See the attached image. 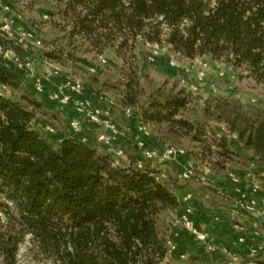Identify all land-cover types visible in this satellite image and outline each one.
Masks as SVG:
<instances>
[{"label": "trees", "instance_id": "16d2710c", "mask_svg": "<svg viewBox=\"0 0 264 264\" xmlns=\"http://www.w3.org/2000/svg\"><path fill=\"white\" fill-rule=\"evenodd\" d=\"M19 1L55 5L63 39L48 47V61L98 67L87 56L98 63L113 53L133 66L144 43L185 60L225 62L264 90V0ZM28 56L30 49L7 39L0 25V264H18L28 236L53 264H202L197 257L182 259L177 248L169 255L172 239L162 236L159 222L181 205L158 171L116 165L85 140L60 132L54 143L55 136L42 131V104L7 94L30 82L20 68ZM135 85L138 79L128 82L130 90ZM126 96L124 109L137 112L133 124L203 143L205 132L183 118L192 102L185 89L159 92L140 111L137 93ZM211 115L237 136L239 151L264 165L262 109L226 98L215 100ZM155 142L150 137L148 147ZM215 144L225 160L215 166L225 171L234 151L223 139Z\"/></svg>", "mask_w": 264, "mask_h": 264}, {"label": "rangeland", "instance_id": "374dc122", "mask_svg": "<svg viewBox=\"0 0 264 264\" xmlns=\"http://www.w3.org/2000/svg\"><path fill=\"white\" fill-rule=\"evenodd\" d=\"M12 4L14 5L15 14L21 13L24 17L22 25L27 29L35 30L37 36L45 45V49L30 48V57L34 59L36 67L35 74L43 78L45 92L42 95L35 93L32 79L29 78L30 82L24 88L19 91L7 89V94L18 99L26 95L33 97V99L42 104L38 116L41 121L42 131L47 132L46 128H52L54 133L51 134L55 136L52 138L53 142L57 139L56 135H59L60 132V134L86 140L101 154L110 155L116 165L126 166L129 163H134L137 159L143 160L141 150L137 147L134 140V129L131 131L130 137L127 138V143L131 148L128 147L126 142L120 143L119 146H116L115 142L106 145L104 140L100 138L102 136L109 137V135L102 127L95 131L92 127L82 124V129L87 134L85 136L88 137H81L80 133H75L71 129V120L77 117L74 107H61L51 100L53 93L60 86L64 87L65 81L70 78L82 82L85 94L89 98L112 100L116 105L113 122L119 127H124L127 123H131L134 126L133 121L125 118L124 115L126 95H129L132 91L138 95L136 109L140 111L153 96L157 97L159 92L167 94L172 89L176 91L185 89L190 94L192 102L184 112L183 118L205 132L203 143L194 142L191 137H169L166 129L152 126L147 128L151 137L157 140L154 145L157 144L162 148V146L168 144L177 150L185 151L183 157L188 158L185 164L192 167L194 175L198 178L199 176L209 177L211 171L219 172L220 166L215 165L225 161L217 154L219 151L216 147L217 144H215L217 140H225L235 154L234 157L225 162L226 170L221 171L224 174L234 172L235 167L238 166L237 164L253 161L249 152L238 150L242 148L239 146L237 136L230 133L224 123L218 122L212 115L210 116L212 108L215 106V100L226 98L239 101L246 106L258 107L264 111L263 87L247 78L246 74L241 70L237 71L225 62L213 61L210 58L181 59L165 47L146 45L144 43H140L136 49V58L133 66H125L113 53H107L103 57L108 61L109 65L98 74L90 73V66H85L82 63L65 62L64 60L52 62L53 67L49 68L45 63L48 61L45 52L52 45L54 47L60 45L63 39V34L59 29L55 28L54 24V21H57L55 5L41 2L31 6L30 3L19 0H12ZM45 16L48 19H45ZM87 57L88 61H92L93 65L98 64L92 56ZM173 59L177 62L179 68L171 66ZM55 72H59V74H55ZM201 74H203V77L199 80ZM131 79H138V85H135L130 90L128 82ZM134 113L137 115L136 111ZM233 136H236V138H233ZM130 139L131 141H129ZM205 147L211 149L213 153H207ZM120 151H122L121 154L119 153ZM155 162L143 161L147 166L156 164ZM175 163L171 162L169 164L170 167ZM214 167L215 170H213ZM259 167L257 174L261 176L258 178L261 180L264 178V165L261 164ZM207 170H210V172L206 174ZM173 181L176 180L174 179ZM180 184L182 185V183ZM174 211L173 209L169 210L160 219V232L165 238L170 237V228L175 223ZM195 255L194 253L190 257H196ZM17 259L18 264H53L34 247L29 236L26 237L25 242L20 246Z\"/></svg>", "mask_w": 264, "mask_h": 264}, {"label": "crops", "instance_id": "0c3cea01", "mask_svg": "<svg viewBox=\"0 0 264 264\" xmlns=\"http://www.w3.org/2000/svg\"><path fill=\"white\" fill-rule=\"evenodd\" d=\"M82 124L95 131L99 128L86 120ZM116 127L124 136L117 138L114 144L119 146L120 143H127L134 126L127 123L124 127L116 124ZM106 131L109 136L112 135L111 131ZM80 135L88 137L83 129ZM156 146L153 144L152 148L162 151L163 146ZM187 160L177 155L171 161H154L157 166H145L161 174L181 205L180 210L174 211L175 223L169 231L173 245L182 250L185 257L195 253L202 264H230L235 259L238 260L235 264H247L253 258V251L257 253L253 258L256 264H264V178L259 180L261 176L257 174L261 164L257 160L246 161L237 164L235 171L229 174L211 171L209 177L198 178L193 175L189 180H184L186 169L192 168L185 164ZM139 161L137 159L135 164L129 163L126 166L133 165L139 169ZM171 162L176 163L170 167ZM208 172L210 170L206 174ZM255 186L259 187L258 192H254ZM188 195H192V198L186 203L184 198ZM187 205L192 208L191 219L196 228L207 233L209 241L215 245L214 252L208 251L207 246L180 222V214Z\"/></svg>", "mask_w": 264, "mask_h": 264}, {"label": "built area", "instance_id": "2783aa9c", "mask_svg": "<svg viewBox=\"0 0 264 264\" xmlns=\"http://www.w3.org/2000/svg\"><path fill=\"white\" fill-rule=\"evenodd\" d=\"M23 15L21 13L15 14L14 5L12 4V0H0V25L3 35L10 40H13L17 45L24 47L25 49H30L33 47H37L40 49H45V45L43 41L39 39L36 34V31L33 29H27L22 25ZM48 19L47 16L44 17ZM36 28V27H35ZM34 28V29H35ZM154 60V59H150ZM46 65L49 68H52V62L46 61ZM108 65V61L101 56L98 61V67H106ZM171 66L179 68L177 62L173 59L171 61ZM96 66H92L89 68V72L92 74L100 73V68ZM20 68H25L29 73V78L32 79V86L37 94H43L45 92L44 80L43 78L36 76V67L34 59L30 56L25 58L23 64H20ZM54 71V70H53ZM55 74H59V72H55ZM203 74L199 76V80H201ZM196 89V88H194ZM51 100L57 103L61 107L73 106L75 109L76 116L71 120L70 127L75 133H80L82 130V121L86 120L98 127H102L105 130L111 131L112 135L109 137H101V140H104L106 145H110L117 138L124 136V133H121L113 122V117L115 113L116 105L114 102L104 100L103 98L94 99L89 98L85 94L84 85L80 80H72L67 78L65 81V85L60 86V88L53 93ZM105 101V102H104ZM103 105V106H102ZM125 118L128 120L134 121L135 114L133 110L126 109L124 110ZM134 139L137 147L141 150L143 160L137 163V167L139 169L145 168L146 162H154V161H171L177 155L183 156L185 155V151L177 150L174 147L166 144L163 146L162 151H159L155 148L148 147V140L151 137V134L143 123L139 121H135L134 124ZM48 133H54V130L50 127L46 128ZM236 138V136H233ZM194 175L192 168H187L183 179L189 180ZM259 187H254V192H258ZM192 198V195H188L184 198V202H189ZM192 208L187 205L184 207L180 214V222L185 226V228L190 231L198 241L205 244L207 246L208 251L214 252L216 250L215 245H213L209 241V236L207 233H204L198 230L191 219ZM243 240H241L242 242ZM169 246V255L171 256L175 251L176 247L172 242L168 243ZM257 255L256 251H253L251 256L254 258ZM185 256H182V259H185ZM250 260L247 264H256L254 259ZM238 260H233L230 264H235Z\"/></svg>", "mask_w": 264, "mask_h": 264}]
</instances>
